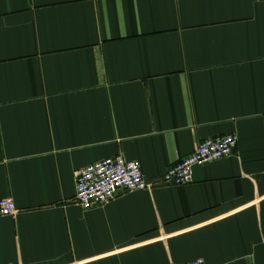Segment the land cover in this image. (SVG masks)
I'll list each match as a JSON object with an SVG mask.
<instances>
[{"label": "crops", "instance_id": "crops-1", "mask_svg": "<svg viewBox=\"0 0 264 264\" xmlns=\"http://www.w3.org/2000/svg\"><path fill=\"white\" fill-rule=\"evenodd\" d=\"M118 154L152 188L84 210L77 174ZM2 199L0 264H264V0H0Z\"/></svg>", "mask_w": 264, "mask_h": 264}, {"label": "built area", "instance_id": "built-area-1", "mask_svg": "<svg viewBox=\"0 0 264 264\" xmlns=\"http://www.w3.org/2000/svg\"><path fill=\"white\" fill-rule=\"evenodd\" d=\"M239 144L236 134H229L200 142L194 152L166 172L163 183L185 186L193 182V168L213 164L231 157ZM146 181L137 162L128 161L123 154L106 158L81 170L76 177L75 201L84 210L103 206L113 201L121 192L147 190ZM19 213L12 199L0 200V217ZM187 264H206L203 259Z\"/></svg>", "mask_w": 264, "mask_h": 264}]
</instances>
